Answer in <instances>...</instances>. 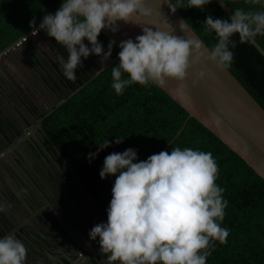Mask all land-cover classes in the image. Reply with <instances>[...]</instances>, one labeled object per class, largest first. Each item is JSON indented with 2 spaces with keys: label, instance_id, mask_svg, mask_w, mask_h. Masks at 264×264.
Returning a JSON list of instances; mask_svg holds the SVG:
<instances>
[{
  "label": "clouds",
  "instance_id": "1",
  "mask_svg": "<svg viewBox=\"0 0 264 264\" xmlns=\"http://www.w3.org/2000/svg\"><path fill=\"white\" fill-rule=\"evenodd\" d=\"M173 13L184 7L182 0L172 4L164 0ZM212 0H188L187 8H203ZM262 4V0H248ZM223 3V0H222ZM264 7V5H262ZM153 10L146 0H63L55 14L46 13L39 22L55 42L63 45L68 55L61 57L63 75L70 81L77 78L76 69L91 55L101 57L103 65L112 56L115 41L107 52L98 41L103 29L119 31L118 21L132 23L151 17ZM186 32L189 23L181 19ZM37 25L35 17L30 26ZM205 32H215L218 42L205 49L202 41L185 40L168 32L142 27V35L119 44V63L111 68V87L117 95L133 84L163 85L166 79L181 84L188 70L202 60L211 61L220 69L231 66L236 47L232 39L238 35L241 43L264 35V10L245 11L236 8L228 19L208 15L203 22ZM90 42L88 47L84 40ZM193 49L195 59L192 60ZM200 71V81L206 78ZM194 84L197 81H193ZM117 137L116 144L123 143ZM110 146L105 140L96 153ZM219 166L211 152L175 147L161 151L146 160L137 161V150L129 148L105 157L101 179L116 177L112 199L107 209V223H98L89 232L90 239L99 237L100 252L107 264H206L215 242H227L230 230L222 227L228 201L224 188L217 185ZM10 205L0 202V212ZM27 247L15 234L0 238V264H25Z\"/></svg>",
  "mask_w": 264,
  "mask_h": 264
},
{
  "label": "trees",
  "instance_id": "2",
  "mask_svg": "<svg viewBox=\"0 0 264 264\" xmlns=\"http://www.w3.org/2000/svg\"><path fill=\"white\" fill-rule=\"evenodd\" d=\"M223 1L234 10H264V0L262 4ZM187 2L182 0L184 7L177 11L211 49L218 38L214 31L205 32L203 22L208 15L220 19L230 16L215 0L203 10L187 8ZM62 3L63 0H0V50L36 27L46 13L53 14ZM34 17L37 25L31 27ZM98 38L108 50L110 41L102 33ZM232 39L236 47L229 46L234 59L228 69L264 108V55L251 41L241 43L238 35ZM254 40L264 50V35ZM118 53L113 46L111 57ZM118 63L119 58L98 75H92L43 123L59 153L107 220L116 177L101 179L105 157L132 148L137 150V161L146 160L161 152L187 117L185 109L155 84H133L117 95L111 87V68ZM117 137H123V143L116 144ZM105 140L110 141V146L100 150L90 162L89 154L96 153ZM175 147L211 152L219 166L216 183L225 189L223 198L228 201L221 226L228 228L230 235L224 244L215 242L206 264H264L263 179L194 118L188 119L165 151L170 153Z\"/></svg>",
  "mask_w": 264,
  "mask_h": 264
},
{
  "label": "flooded vegetation",
  "instance_id": "3",
  "mask_svg": "<svg viewBox=\"0 0 264 264\" xmlns=\"http://www.w3.org/2000/svg\"><path fill=\"white\" fill-rule=\"evenodd\" d=\"M24 40L20 50L0 57V202L10 205L0 212V238L15 234L27 245L29 235L38 242L49 232L58 241L49 244L58 264H107L99 237L93 241L89 232L108 220L43 124L62 99L89 80L101 57L82 58L70 81L60 62L68 55L63 45L43 30ZM63 256L69 261L60 260Z\"/></svg>",
  "mask_w": 264,
  "mask_h": 264
},
{
  "label": "water",
  "instance_id": "4",
  "mask_svg": "<svg viewBox=\"0 0 264 264\" xmlns=\"http://www.w3.org/2000/svg\"><path fill=\"white\" fill-rule=\"evenodd\" d=\"M215 1L229 16L233 14L234 9L224 1L223 3L222 0ZM170 3L172 2L170 1ZM146 6L153 10L151 17L141 18L132 23L118 21L119 31L116 33L108 29L101 31L109 41H115L114 46L119 52L120 42L129 38L135 40L136 36L143 34L142 27L168 32L185 40L196 39L202 41L205 49H210L190 26L186 32L181 30L180 21L185 19L178 11L173 13L164 0H146ZM55 13L56 11L53 14ZM38 27L39 24L0 50V57H5L13 50H20L25 45L24 36L34 37L36 32L41 31ZM85 41L90 43L86 38ZM98 41L107 52L102 40L98 38ZM250 41L264 55V50L259 44L254 39ZM118 58V55L114 58L110 57L105 64H100L92 75H98ZM191 59H195L194 49ZM200 71L207 74L203 81H200L198 77ZM193 81H197V83L194 84ZM155 85L187 112L182 126L161 151H165L181 133L188 119L194 118L238 155L264 181V108L228 68L220 69L211 61L202 60L188 70V77L183 84L169 78L166 79L165 84ZM79 89L69 93V96L62 99L59 105ZM38 235L40 236L39 233ZM28 240L29 243L26 245L28 258H26L25 264H58L57 257L53 256L50 251L49 244L58 245V241L52 234L44 233L38 242L34 234H31L28 236ZM97 247L100 248L99 244ZM60 260L69 261L66 256ZM102 263L106 264L104 261Z\"/></svg>",
  "mask_w": 264,
  "mask_h": 264
},
{
  "label": "crops",
  "instance_id": "5",
  "mask_svg": "<svg viewBox=\"0 0 264 264\" xmlns=\"http://www.w3.org/2000/svg\"><path fill=\"white\" fill-rule=\"evenodd\" d=\"M31 263V262H30Z\"/></svg>",
  "mask_w": 264,
  "mask_h": 264
}]
</instances>
